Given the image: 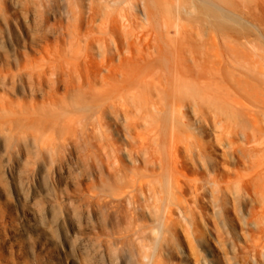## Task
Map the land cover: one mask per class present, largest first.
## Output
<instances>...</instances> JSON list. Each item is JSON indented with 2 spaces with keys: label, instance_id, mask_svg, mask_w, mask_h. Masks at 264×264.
<instances>
[{
  "label": "bare ground",
  "instance_id": "1",
  "mask_svg": "<svg viewBox=\"0 0 264 264\" xmlns=\"http://www.w3.org/2000/svg\"><path fill=\"white\" fill-rule=\"evenodd\" d=\"M60 1L75 25L67 31V50H52L43 63L52 74L50 83L77 91L74 101L67 95L60 99L68 102L59 109L65 126L74 133L77 120L84 131L97 129L94 142L112 172L104 182L114 198L109 206L137 228L141 215L152 213L156 242L171 232L175 212L184 218L204 193L219 212L226 199L231 228L240 224L251 262L259 264L264 258V0ZM50 102L56 105L57 99ZM56 108L45 109L51 121L57 120ZM108 112L115 116L124 151L102 129ZM211 133L203 143L201 137ZM208 145H220L221 159L230 165L212 162ZM144 257L143 264H160Z\"/></svg>",
  "mask_w": 264,
  "mask_h": 264
},
{
  "label": "rangeland",
  "instance_id": "2",
  "mask_svg": "<svg viewBox=\"0 0 264 264\" xmlns=\"http://www.w3.org/2000/svg\"><path fill=\"white\" fill-rule=\"evenodd\" d=\"M74 22L60 0H0V264H143L144 255L160 264H252L243 228L239 223L231 228L226 199L219 212L204 193L184 218L175 212L171 232L161 233L156 242L152 213L141 215L137 228L113 203L109 206L114 198L104 182L112 172L94 142L97 129L84 131L76 120L72 133L59 109L68 103L61 97L74 101L77 91L47 79L52 75L45 65L48 54L58 47L67 50ZM54 106L60 117H52L62 126L45 110ZM101 120L123 150L114 114ZM210 137L213 133L202 142ZM209 146L212 162L230 165L220 145ZM258 261L264 264L262 256Z\"/></svg>",
  "mask_w": 264,
  "mask_h": 264
}]
</instances>
